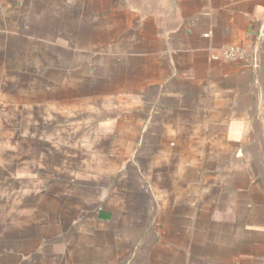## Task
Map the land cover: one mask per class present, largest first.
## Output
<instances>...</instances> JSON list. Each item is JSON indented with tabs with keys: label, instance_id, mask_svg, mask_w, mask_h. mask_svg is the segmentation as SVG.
Masks as SVG:
<instances>
[{
	"label": "crops",
	"instance_id": "crops-1",
	"mask_svg": "<svg viewBox=\"0 0 264 264\" xmlns=\"http://www.w3.org/2000/svg\"><path fill=\"white\" fill-rule=\"evenodd\" d=\"M174 3L0 0V264H264V0Z\"/></svg>",
	"mask_w": 264,
	"mask_h": 264
},
{
	"label": "rangeland",
	"instance_id": "rangeland-1",
	"mask_svg": "<svg viewBox=\"0 0 264 264\" xmlns=\"http://www.w3.org/2000/svg\"><path fill=\"white\" fill-rule=\"evenodd\" d=\"M0 151L2 152L3 149ZM0 152V153H1ZM1 156V155H0ZM5 160L4 157L1 156L0 158V226H4L6 227L8 225V219L11 221V216H21V215H47L49 216L51 214V212L53 213L54 208H43L42 206L38 207L37 204L38 203H43V199H45V194L42 193L39 190H36L37 187L35 188V186H32V184L25 182L26 186H31L32 189H29V192H25V191H14V194H12L10 191L6 190V176L4 175L5 173ZM37 176V175H36ZM36 176H26L24 178H27L31 181V183L35 184L37 182H41L43 181V178L40 177H36ZM22 177V176H21ZM34 181V182H33ZM45 181H47L45 179ZM44 191V190H43ZM60 195L62 197L63 201H68L69 197H66L65 194L67 192H65L64 190L60 191ZM60 197V196H59ZM11 199H23L27 206L24 207V209L22 208H17L14 207L13 209L11 208V206L9 205V200ZM55 199L53 197V194L51 193L50 196L46 195V201L49 203H53V200ZM40 200V201H37ZM47 204V203H46ZM35 205V206H33ZM13 211V212H12ZM70 212L73 211L75 213H78L79 211H81V209L79 208H62V212ZM6 216H8V218L6 219ZM16 226V225H14ZM4 236V234H0V237Z\"/></svg>",
	"mask_w": 264,
	"mask_h": 264
},
{
	"label": "built area",
	"instance_id": "built-area-1",
	"mask_svg": "<svg viewBox=\"0 0 264 264\" xmlns=\"http://www.w3.org/2000/svg\"><path fill=\"white\" fill-rule=\"evenodd\" d=\"M205 36L208 37V35H205ZM244 54H245L244 51H242L239 48L228 47L224 49V51L222 52L220 56L213 54L212 58L214 60H222L226 62H237L244 57Z\"/></svg>",
	"mask_w": 264,
	"mask_h": 264
},
{
	"label": "water",
	"instance_id": "water-1",
	"mask_svg": "<svg viewBox=\"0 0 264 264\" xmlns=\"http://www.w3.org/2000/svg\"><path fill=\"white\" fill-rule=\"evenodd\" d=\"M169 1L175 5L174 0H169Z\"/></svg>",
	"mask_w": 264,
	"mask_h": 264
}]
</instances>
